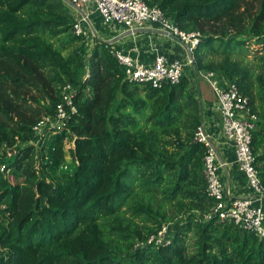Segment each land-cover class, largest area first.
Wrapping results in <instances>:
<instances>
[{
	"label": "trees",
	"instance_id": "trees-1",
	"mask_svg": "<svg viewBox=\"0 0 264 264\" xmlns=\"http://www.w3.org/2000/svg\"><path fill=\"white\" fill-rule=\"evenodd\" d=\"M144 1L201 34L193 77L214 72L248 97L264 187V76L236 59L253 41L264 63V0ZM75 21L63 0H0V264H264V239L199 221L215 199L190 79L159 89L129 82L111 45L94 37L90 47ZM217 53L219 62L207 60ZM67 85L78 113L64 130L37 135ZM67 157L75 167L60 175ZM164 223L172 244L138 246Z\"/></svg>",
	"mask_w": 264,
	"mask_h": 264
},
{
	"label": "built area",
	"instance_id": "built-area-1",
	"mask_svg": "<svg viewBox=\"0 0 264 264\" xmlns=\"http://www.w3.org/2000/svg\"><path fill=\"white\" fill-rule=\"evenodd\" d=\"M63 1L73 11L72 15L76 20L73 31L77 36L85 37L84 25L90 24V14L87 12H93L91 8L100 14L105 25L123 26L131 33L154 25L166 34L176 36L188 46V65L194 71L193 53L200 43L201 34L181 31L159 7H151L144 0ZM112 54L125 68L126 80L132 83L150 85L159 89L165 85L179 84L185 76V66L182 62L169 61L164 56H159L152 65H145L131 55L116 51H112ZM196 74L210 85L215 95V110L221 117L224 138L234 147L239 171L245 175L247 184L253 191L250 196L234 197L226 190L220 175L223 164L220 161L219 152L210 141L207 132L205 134L203 127L200 126L195 133V141L206 146L202 174L206 183L205 191L209 197L215 199V205L199 221L206 223L217 219L219 223L253 233L263 240L264 187L256 168V156L252 147L257 117L251 112L248 97L239 90L236 84L220 80L214 72H196ZM63 92L65 104L58 105L55 116L44 117L34 127L33 130L37 135L44 138L50 133L64 130L72 116L78 113V108L74 103L75 90L67 85ZM171 226V224L164 223L157 234L151 235L146 243H139L138 246H169L172 244Z\"/></svg>",
	"mask_w": 264,
	"mask_h": 264
},
{
	"label": "crops",
	"instance_id": "crops-1",
	"mask_svg": "<svg viewBox=\"0 0 264 264\" xmlns=\"http://www.w3.org/2000/svg\"><path fill=\"white\" fill-rule=\"evenodd\" d=\"M91 10L94 13L87 12L90 14V24H85L84 29L94 31L93 36L108 42L113 51L131 55L145 65H152L159 56H164L169 61L183 63L185 77L191 81V92L202 104L205 130L219 152L223 164L220 175L226 190L234 197L252 195L253 191L248 186L245 175L239 171L234 147L224 138L221 117L215 110V95L210 85L200 76L193 77V69L188 65L187 47L171 39L168 34L154 25L135 33L128 32L123 26L105 25L100 14L93 8Z\"/></svg>",
	"mask_w": 264,
	"mask_h": 264
},
{
	"label": "rangeland",
	"instance_id": "rangeland-1",
	"mask_svg": "<svg viewBox=\"0 0 264 264\" xmlns=\"http://www.w3.org/2000/svg\"><path fill=\"white\" fill-rule=\"evenodd\" d=\"M68 9H69L70 13H73V11L69 7H68ZM98 19H100V18H98ZM93 32L94 31H92V30L91 31L85 30V37L87 38V43L90 47L92 46L93 40L95 37V36H93ZM258 49H259V46L257 45V43L250 41V46L247 49L246 54L242 57H238V58L236 57V59L242 61L243 65L250 68V70H252L255 75H257V76L263 75L264 76V63L261 62L259 57H256L257 52L255 50H258ZM222 57H223L222 54L217 53L215 55H213V54L210 55L207 58V60L212 61V62H219ZM67 160L68 161L66 162V165L61 167V169L59 171L60 175H62L64 173L71 172L75 167V164L72 162V160L70 158L67 157ZM19 181L22 182L23 184L29 186L30 183L32 182V178H29V177L26 178V176H24V177H20ZM183 221H185V219H183ZM219 237H220V234H219ZM195 243H196V240L193 239V234L190 233L189 237H188L189 252H193L195 250Z\"/></svg>",
	"mask_w": 264,
	"mask_h": 264
},
{
	"label": "water",
	"instance_id": "water-1",
	"mask_svg": "<svg viewBox=\"0 0 264 264\" xmlns=\"http://www.w3.org/2000/svg\"><path fill=\"white\" fill-rule=\"evenodd\" d=\"M168 36H169L171 39L175 40L176 42H178V43L182 44L183 46L187 47V49H188V46H187L184 42H182L180 39H178L176 36L171 35V34H168ZM202 127H203V129H204L205 134H206V131H205V127H204V125H202Z\"/></svg>",
	"mask_w": 264,
	"mask_h": 264
}]
</instances>
